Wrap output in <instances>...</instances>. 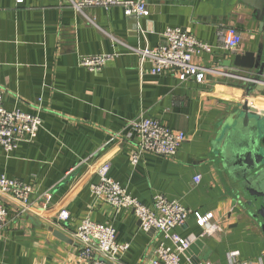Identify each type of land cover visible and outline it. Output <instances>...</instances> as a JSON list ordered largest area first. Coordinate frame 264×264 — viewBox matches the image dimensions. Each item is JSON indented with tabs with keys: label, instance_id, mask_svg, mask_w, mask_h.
Masks as SVG:
<instances>
[{
	"label": "crops",
	"instance_id": "crops-1",
	"mask_svg": "<svg viewBox=\"0 0 264 264\" xmlns=\"http://www.w3.org/2000/svg\"><path fill=\"white\" fill-rule=\"evenodd\" d=\"M143 1L149 14L136 17L117 6L80 12L67 0H0L2 105L42 119L33 139L9 152L0 146V176L33 188L32 205L21 214L16 200L2 198L8 222L0 234V264H79L72 235L85 217L111 224L116 240L129 244L119 264H151L162 234L143 231L131 210L114 208L91 191L105 162L110 177L141 203L150 206L161 194L190 210L175 229L191 240L183 264H228L231 253L264 264V229L212 146L243 100L264 110V82L247 93L243 78L253 72L229 63L261 41L252 8L243 0ZM167 27L183 28L211 46L193 57L209 68L203 82H181L170 70L152 75L147 63L140 68L131 48L159 45ZM228 28L239 37L235 51L219 36ZM97 54L115 56L98 71L79 65L82 56ZM140 114L186 134L174 155L142 153L132 163L136 145L127 122ZM208 212L219 229L201 237L198 218Z\"/></svg>",
	"mask_w": 264,
	"mask_h": 264
},
{
	"label": "built area",
	"instance_id": "built-area-1",
	"mask_svg": "<svg viewBox=\"0 0 264 264\" xmlns=\"http://www.w3.org/2000/svg\"><path fill=\"white\" fill-rule=\"evenodd\" d=\"M76 11H84L91 7L105 9L117 6L122 8L124 15L142 17L149 14L143 0H67ZM223 46L235 51L238 49L239 37L232 28L223 29L219 35ZM162 42L154 47L131 48L138 56L140 68L148 64V72L152 75L162 74L168 70L184 82L194 79L203 82L204 74L209 70L193 63V57L199 53L210 52L211 46L180 27H167L162 33ZM115 54H97L82 56L79 65L91 71H98ZM249 80L248 78H243ZM42 126V119L32 113L20 109L7 110L2 105L0 89V146L7 152L11 151L21 140L33 139ZM130 137L136 145L132 163L136 164L142 153L161 156H172L183 141L186 134L175 131L148 118L143 114L127 122ZM98 180L92 183L91 191L100 199L114 208L131 210L143 231L155 230L162 234L164 240L156 245L151 264H183L182 258L189 248L191 240L179 235L175 229L183 225L190 210L176 200H170L161 194H154L152 204L147 206L129 194L116 180L109 175V163L105 162L98 168ZM200 175L193 177L199 182ZM33 188L20 180L0 176V234L7 226L8 210L3 201L4 195H10L19 204L18 213H24L32 205ZM48 199L47 193H42ZM66 219V217H64ZM212 213L208 212L198 218L202 227L200 236L210 235L218 226L214 225ZM73 238L78 247L75 256L79 264H119V254L127 250L129 244L118 242L116 232L111 224L99 223L88 217L83 218L73 231ZM197 264H211L201 261ZM228 264H247L237 259L234 253L229 255Z\"/></svg>",
	"mask_w": 264,
	"mask_h": 264
},
{
	"label": "water",
	"instance_id": "water-1",
	"mask_svg": "<svg viewBox=\"0 0 264 264\" xmlns=\"http://www.w3.org/2000/svg\"><path fill=\"white\" fill-rule=\"evenodd\" d=\"M243 1L252 8L262 38L255 51L236 53L229 63L246 74L253 72L246 86L249 93L256 81L264 82V0ZM212 146L221 170L237 185L249 214L264 229V110L243 100L220 126ZM56 236L65 238L60 232Z\"/></svg>",
	"mask_w": 264,
	"mask_h": 264
}]
</instances>
